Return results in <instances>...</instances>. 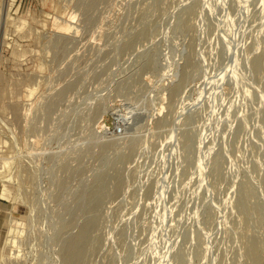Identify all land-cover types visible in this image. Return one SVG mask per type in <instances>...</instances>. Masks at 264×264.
Returning <instances> with one entry per match:
<instances>
[{
	"label": "rangeland",
	"instance_id": "obj_1",
	"mask_svg": "<svg viewBox=\"0 0 264 264\" xmlns=\"http://www.w3.org/2000/svg\"><path fill=\"white\" fill-rule=\"evenodd\" d=\"M0 264H264V0H0Z\"/></svg>",
	"mask_w": 264,
	"mask_h": 264
},
{
	"label": "bare ground",
	"instance_id": "obj_2",
	"mask_svg": "<svg viewBox=\"0 0 264 264\" xmlns=\"http://www.w3.org/2000/svg\"><path fill=\"white\" fill-rule=\"evenodd\" d=\"M73 18V16H70L69 17V19H72ZM58 25V27L62 30V31H65V30H70V29H76V27L74 26V25H71V22H70V20H67V22L65 21L64 23H60V24H57ZM27 93V92H26ZM126 114V113H125ZM123 115V114H122ZM123 117L125 118L126 117V115H123ZM104 127H105V125H104ZM17 250V249H16ZM16 250L14 249V250H12V252H9V253H11V254H16L15 252H16ZM18 251V250H17Z\"/></svg>",
	"mask_w": 264,
	"mask_h": 264
},
{
	"label": "built area",
	"instance_id": "obj_3",
	"mask_svg": "<svg viewBox=\"0 0 264 264\" xmlns=\"http://www.w3.org/2000/svg\"><path fill=\"white\" fill-rule=\"evenodd\" d=\"M117 131H119V129H117Z\"/></svg>",
	"mask_w": 264,
	"mask_h": 264
}]
</instances>
